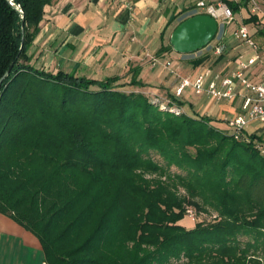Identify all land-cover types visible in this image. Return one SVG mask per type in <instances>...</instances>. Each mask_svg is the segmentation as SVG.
<instances>
[{
    "label": "trees",
    "instance_id": "trees-1",
    "mask_svg": "<svg viewBox=\"0 0 264 264\" xmlns=\"http://www.w3.org/2000/svg\"><path fill=\"white\" fill-rule=\"evenodd\" d=\"M56 1L0 0V214L47 264H264V137L171 111L181 96L162 108L134 90L147 87L136 71L122 83L38 68L30 49ZM191 206L214 220L187 227Z\"/></svg>",
    "mask_w": 264,
    "mask_h": 264
},
{
    "label": "crops",
    "instance_id": "crops-1",
    "mask_svg": "<svg viewBox=\"0 0 264 264\" xmlns=\"http://www.w3.org/2000/svg\"><path fill=\"white\" fill-rule=\"evenodd\" d=\"M199 1L57 0L46 8L30 55L36 65L48 57L58 69L77 70L89 78L122 77L125 72L136 71L147 85L140 90L177 96L180 77L193 79L205 69L180 62L184 55L175 51L160 50L163 44L168 45L181 22L180 15ZM189 68L191 71L185 76ZM128 77L131 79L132 75ZM196 99L193 102L196 113L219 121H226L240 111L239 101L217 102L197 95ZM247 133L264 136V126L253 125ZM44 263L45 253L38 238L0 214V264Z\"/></svg>",
    "mask_w": 264,
    "mask_h": 264
},
{
    "label": "built area",
    "instance_id": "built-area-1",
    "mask_svg": "<svg viewBox=\"0 0 264 264\" xmlns=\"http://www.w3.org/2000/svg\"><path fill=\"white\" fill-rule=\"evenodd\" d=\"M246 2L252 15H259L262 19L255 22L254 28L261 29L264 26V1L260 0H233ZM197 11L194 15L208 14L214 17L219 25L222 21L231 23L235 14L224 2L214 4L211 0H201L197 3ZM203 12H199V11ZM190 16V17H192ZM236 39L247 53L238 56L236 66L227 73H221L206 68L193 79L179 78L176 95L182 96L184 91L192 87L199 97H210L217 102H240L239 113L226 120L228 128L236 139L247 133L253 125L264 126V50L256 43L252 28L249 25H241L236 32ZM226 49L223 37L217 40L212 47V54L220 56ZM192 216V212L188 211ZM47 264V263H44Z\"/></svg>",
    "mask_w": 264,
    "mask_h": 264
},
{
    "label": "rangeland",
    "instance_id": "rangeland-1",
    "mask_svg": "<svg viewBox=\"0 0 264 264\" xmlns=\"http://www.w3.org/2000/svg\"><path fill=\"white\" fill-rule=\"evenodd\" d=\"M260 1H264V0H260ZM220 2H221V0H216L214 2V4L217 5ZM195 9H197L196 5L189 12L183 13L179 17V21H182L185 18L190 17L193 14L197 13V11H192ZM199 12H201V10ZM250 16H251L250 8L246 7V8L242 9L240 14L235 15V18L231 23H226V22L224 23L222 21V23L220 24L221 28H220V32H219L218 36L207 48L203 49L200 52L194 53V54L184 55L183 60H181L180 62H184L187 65L188 64L192 65V60H195V59H198L200 57L209 55L210 58L206 62V64L202 65L199 68H201V69L211 68L212 70L217 71V72H221V73H227V72L231 71L236 66L238 56L247 53V51L243 48L241 43L238 42V40L236 39V32L241 25L245 24V20L249 19ZM263 21H264V18H263ZM249 26L252 28V33L254 34V39H255L256 43L260 46L261 49L264 50V36H261L259 34L260 29L254 28L253 24H250ZM221 37H223V43L225 44L226 49L223 53V57L217 61L218 57L212 54V47H214V45H216L217 40L221 39ZM42 61L39 64H37V67L40 69H44V70L48 69L47 71H53V72H56L57 70L60 69V67L58 69V66H56L55 64H53L51 62L52 61L51 58L48 60V57H45V58H43ZM176 61L178 62L179 60H176ZM189 71H191L190 68H189V70L188 69L185 70V72H187L186 75H185V72H183V71H182V74L185 76H188ZM87 74L90 76L94 75L91 72H88ZM122 77H123L122 83H127L130 80L128 77V72H125ZM124 90L131 91V90H133V88H130L127 86L124 88ZM134 90L144 91V90H140L138 88H135ZM144 92L149 94L150 99L155 104L160 105L164 109H170L169 108V93L160 92V91L156 92L155 94H153L151 92H147V91H144ZM181 100L187 103L185 108L184 109H178V108L174 107L171 109V111H174L177 114H181L183 112H186L187 114L193 116L196 112L195 107H194V103H195V101H197V99H196V94H195L192 87L187 88L186 92L184 93V96L181 97ZM198 114L201 115L200 113H198ZM232 116L233 115L231 114V118H232ZM214 120L215 121L213 122V124L215 126H217L220 129H223V130H229L225 120H222V121H219L217 119H214ZM261 142H262L261 144L263 145V149H264V138ZM154 158L157 161L162 162L158 156H154ZM172 171L177 172L178 170L173 168ZM188 211L192 212V216L187 214V216L185 217V219L183 221L184 225H186L187 227H194L198 222H202V221H206V222L213 221L214 217H215V216H209V215L204 214V213L200 214L192 206L188 208L187 212ZM177 264H180V263H177Z\"/></svg>",
    "mask_w": 264,
    "mask_h": 264
},
{
    "label": "water",
    "instance_id": "water-1",
    "mask_svg": "<svg viewBox=\"0 0 264 264\" xmlns=\"http://www.w3.org/2000/svg\"><path fill=\"white\" fill-rule=\"evenodd\" d=\"M221 25L208 14L189 17L174 30L170 43L173 50L182 55L194 54L207 48L220 32ZM12 67L3 77L10 74Z\"/></svg>",
    "mask_w": 264,
    "mask_h": 264
}]
</instances>
